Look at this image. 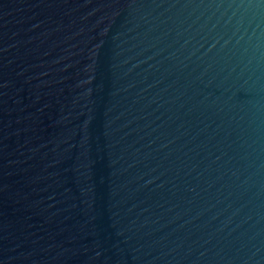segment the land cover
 Returning <instances> with one entry per match:
<instances>
[{
    "label": "water",
    "instance_id": "water-1",
    "mask_svg": "<svg viewBox=\"0 0 264 264\" xmlns=\"http://www.w3.org/2000/svg\"><path fill=\"white\" fill-rule=\"evenodd\" d=\"M0 264H264V0H0Z\"/></svg>",
    "mask_w": 264,
    "mask_h": 264
}]
</instances>
